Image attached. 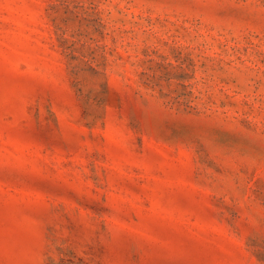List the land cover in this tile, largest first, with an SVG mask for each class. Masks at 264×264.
<instances>
[{
	"label": "rangeland",
	"instance_id": "obj_1",
	"mask_svg": "<svg viewBox=\"0 0 264 264\" xmlns=\"http://www.w3.org/2000/svg\"><path fill=\"white\" fill-rule=\"evenodd\" d=\"M0 264H264V0H0Z\"/></svg>",
	"mask_w": 264,
	"mask_h": 264
}]
</instances>
